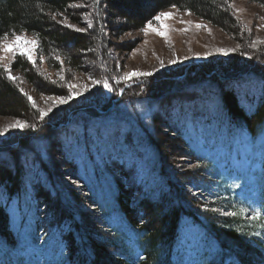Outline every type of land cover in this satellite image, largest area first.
Instances as JSON below:
<instances>
[{"label": "trees", "instance_id": "obj_1", "mask_svg": "<svg viewBox=\"0 0 264 264\" xmlns=\"http://www.w3.org/2000/svg\"><path fill=\"white\" fill-rule=\"evenodd\" d=\"M235 1L100 0L96 5L93 0H0V37L32 35L37 55L53 74L17 55L9 66L20 82L12 81L0 63V117L29 125L0 153V264H45L27 261L19 252L26 248L35 253L48 245L54 264H171L187 226L216 246L217 259L207 264H264V183L259 217L250 221L255 212L226 186L222 169L207 157L208 149H200L211 133L233 140L264 131V69L255 66L264 60V48L235 53L228 68L197 65L195 72L212 87H200L197 96L191 92L199 84L195 79L179 82L180 87L162 81L133 84L129 97H117L103 109L86 105V98L70 101L66 117L54 125L42 121L27 98V90L66 98L75 75L98 83L117 80L123 49L112 38L142 30L168 8L187 11L238 43L243 27L235 18ZM242 1L264 7V0ZM249 57L254 68L241 74L250 69L245 64ZM250 72L259 75L252 83L236 81ZM158 123H166L169 137L193 162V171L179 176L161 158ZM79 131L84 132L80 159ZM86 144L95 158L89 167L82 166L89 156ZM108 155L114 160L107 161ZM68 182L85 188L74 189ZM10 205L19 217L15 230ZM231 212L236 215H225ZM130 234L136 236L132 246L127 244Z\"/></svg>", "mask_w": 264, "mask_h": 264}, {"label": "rangeland", "instance_id": "obj_2", "mask_svg": "<svg viewBox=\"0 0 264 264\" xmlns=\"http://www.w3.org/2000/svg\"><path fill=\"white\" fill-rule=\"evenodd\" d=\"M231 5L236 14L235 18L238 20L241 27H243L241 36L237 37V39H239L238 43L221 30L209 25L191 13L172 7L162 11L172 13L173 15L171 18L162 19L160 21L153 19L151 21L153 29L156 31H164L167 34V40L157 35L156 31L152 29L148 30L147 34L142 30H128L123 34L117 33V37L112 38L111 42L117 45L119 49H123L122 52H120V56L122 57L119 58L122 60L123 64H121L120 67H122L123 70L120 74L121 77L117 80L108 81V88L104 87L103 82L93 83L91 80H88L89 78L86 79L82 75H75L70 82V84L75 85V87L69 89L70 84L68 85L67 90H69V95L65 98L67 102L64 104H60L58 100L55 99H48L49 97L46 96L42 97L43 95L38 96L31 90H27L28 95L31 96L33 100L37 98L34 102L36 104L35 109L38 113L40 110L47 111L51 108V111L48 112V115L42 120L45 123H49V125H54L56 122L66 117L70 101H79L82 98H86L90 101L86 103V105L103 109L106 108L110 102L113 104L117 97H129L130 95L128 94H131V90H129L130 88L128 87L133 84L134 86L136 85V88L140 84L148 85L150 82L154 84L153 82L157 83L162 81L169 86L180 87L178 84L179 82L187 84V82L195 79L198 80L197 84H199L198 86H192V88L195 89H192L191 92L195 93L197 96L200 92L198 90L200 87L207 86L205 89L212 88L208 86L210 85L209 82L203 79L206 78L203 74H201V77L200 74L195 72L198 71L196 68L199 65L206 64L211 67L220 65L221 67L228 68L231 66V62L235 61L232 60L235 53H240L241 50L248 51L250 49L264 48V43H258L255 48L251 47L252 41H264V7L242 0H236ZM181 21H183V23ZM197 24L203 25V27L197 28ZM185 29H187V31H185ZM16 35H20L27 40H34V37L27 33ZM12 39V35L8 36L7 42L10 43ZM128 47H134V49L131 52H124ZM36 49L37 46L32 53L35 65L39 67L40 71L52 77L53 74L47 69L43 58L37 55ZM232 49H235V51H228L227 55L220 51ZM0 56L5 57V59L0 60V63L4 66L6 64L9 65L13 60L11 53H5L2 50H0ZM173 60H175V63L171 62ZM245 64H247V66L249 65L250 67L248 68L250 69H245L241 74L252 71V68H254L252 66L254 62H251V58L248 59ZM255 66L263 70L264 60L257 62ZM133 71L151 72L152 75L148 77L133 76L127 80L121 79L126 73ZM207 74H209V70ZM11 75L17 78L16 81L20 82L17 74L12 72ZM258 76L259 75H253L252 72H250L236 81L241 84L245 82L252 83ZM173 77H180V80H164ZM173 84H176V86ZM77 93H79V95ZM69 96H71V98H69ZM190 98L194 99L195 97L192 96ZM15 121L16 120L13 119L0 117V129ZM39 128L41 127L39 126L36 130ZM114 128H116V126ZM156 128L160 134V142H162L164 147L161 158H164L168 165H172L174 170L179 173V176L181 173L184 174L185 172L193 171V162L184 158L181 147L169 137V129H166V123H164L163 126L158 123ZM17 131H19V129H9L4 135H0V153H4V151L8 149L6 147L13 144L11 141L15 137ZM55 131L53 133H55ZM79 134L81 136L80 145L82 147L84 132L82 133V131H79ZM221 135L211 133L212 138L205 141L204 148H201L200 144L199 147L202 151H207L208 149L207 157L220 166L222 169V177H224L226 181V186L232 187L234 193L245 200V203H247L255 213L259 212L261 190L264 183V131L257 137L242 135L233 140H226L227 138ZM85 146L89 156L88 159H85L82 166L89 167L94 165L95 158L93 152L90 150L89 144ZM83 155L84 149L82 147L81 153L78 155L79 159L82 158ZM105 157L107 161H113L115 158L112 155ZM61 171L64 170L62 169ZM67 171L69 173L71 172L70 170ZM82 173V177H84V170H82ZM94 173L95 172H90L88 175H92L94 178ZM84 182L88 184L87 179ZM68 183L74 189L84 187L74 182ZM104 187L107 189L106 186ZM77 198L79 199L82 197L75 196V199ZM245 214L246 212L242 210L241 216L244 217ZM9 215L11 227L15 230L19 222L15 205H10ZM248 220L251 221L254 219L249 217ZM113 222L118 227L116 228L119 229L120 224L118 221L113 219ZM25 228L28 229V227ZM135 237V235L134 237H132V235L130 237L128 236L129 240L127 244L129 246H132V239L135 240ZM22 238L24 237L22 236ZM22 238L21 243L24 244ZM50 246H52V244ZM48 247L49 245L39 251H35V253L33 251L29 252L24 248L19 254L27 261L34 262L37 259L38 262L47 264L48 261H50V264H54V259L50 257L51 249ZM57 249H60V247H57L55 252ZM174 252H176V256L174 254L171 264H207L217 259L218 255L216 246H214L211 241L206 240L203 234L193 226H187L182 231Z\"/></svg>", "mask_w": 264, "mask_h": 264}, {"label": "snow or ice", "instance_id": "obj_3", "mask_svg": "<svg viewBox=\"0 0 264 264\" xmlns=\"http://www.w3.org/2000/svg\"><path fill=\"white\" fill-rule=\"evenodd\" d=\"M227 2V0H226ZM93 3L98 5L100 3V0H93ZM69 7H72V5H69ZM76 7H82V5H76ZM229 7H231V5H229ZM172 13L170 12H160L158 14H156L153 19L156 20V21H160L162 19H168V18H171L172 17ZM55 18V17H53ZM183 23V21H181ZM67 27H72L74 31L76 32H85L86 29L85 28H80V27H75V26H72V25H65ZM197 28H201L203 27V25H200V24H197L196 25ZM87 28L88 29H91L92 28V23L91 21L88 22L87 24ZM154 30L156 31L155 29H153V26H152V23L151 21H149L145 27L142 29V31L145 32V34H147L148 30ZM185 31H187V29H185ZM156 34L159 35V36H162L165 38V40H167V34L164 32V31H156ZM13 36V39L10 43L7 42L8 40V36L5 35L3 37H0V50H2L3 52L5 53H11L12 57L15 58L17 54L21 55V56H26L27 59L32 62L33 64H35V61H33V50L36 48L37 46V40H27L25 39L24 37L20 36V35H16L15 33L12 34ZM258 43H264V41H252V44H251V47L255 48L256 45ZM222 51L225 55L228 54V51H235V49H232V50H220ZM251 58V57H249ZM5 59L4 56H0V60H3ZM57 59H59V57H57ZM172 63H175V60L171 61ZM163 63V62H161ZM4 71L6 73H8V79L9 80H12V81H15L17 78L12 76L10 74V66L9 65H5L4 66ZM152 73L151 72H138V71H133V72H130V73H126L124 77H122L121 79H124V80H127V79H130L131 77L133 76H136V77H148V76H151ZM61 80L64 79V77L61 75L60 77ZM93 83H98V81H95L93 80L92 81ZM119 82V81H118ZM104 87L105 88H108L109 85H108V82L107 81H104ZM75 85H69V89H72L74 88ZM79 95V93H77ZM29 102L32 103V106L35 108L36 107V104L35 102L33 101V98L31 96H28L27 97ZM69 98H71V96H69ZM48 99H55V100H58V102L60 104H64L67 102V100L65 98H62V97H56V98H53V97H49ZM51 111V108H49L47 111H43V110H40L39 111V115H40V118L41 120L44 119L45 116L48 115V112ZM29 127V125H27L25 122L23 121H20V120H16L14 123L10 124V125H7L6 127L0 129V135H4L6 132L9 131V129H21L23 130L24 128H27ZM31 127L33 129H35V125H31ZM225 215H230V216H235L236 213L235 212H231V213H225ZM259 217V213H255L253 216H252V219H257Z\"/></svg>", "mask_w": 264, "mask_h": 264}]
</instances>
